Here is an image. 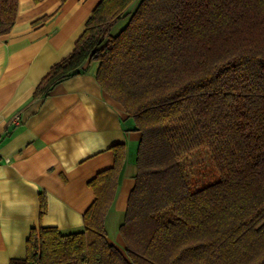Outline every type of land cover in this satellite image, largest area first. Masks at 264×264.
I'll return each instance as SVG.
<instances>
[{
    "label": "trees",
    "instance_id": "16d2710c",
    "mask_svg": "<svg viewBox=\"0 0 264 264\" xmlns=\"http://www.w3.org/2000/svg\"><path fill=\"white\" fill-rule=\"evenodd\" d=\"M17 8L0 0V36ZM92 63L101 90L141 135L118 228L124 252L104 227L119 145L114 165L88 182L94 200L83 230L33 228L25 258L10 264H264V0H100L31 100Z\"/></svg>",
    "mask_w": 264,
    "mask_h": 264
},
{
    "label": "crops",
    "instance_id": "0c3cea01",
    "mask_svg": "<svg viewBox=\"0 0 264 264\" xmlns=\"http://www.w3.org/2000/svg\"><path fill=\"white\" fill-rule=\"evenodd\" d=\"M99 1L18 0L15 23L0 36V139L11 134L0 144V264L25 258L33 228L82 231L94 200L88 182L114 165L119 145L125 155L104 227L107 241L124 252L119 231L107 227L123 221L141 135L95 81L98 63L31 100L50 68L72 52Z\"/></svg>",
    "mask_w": 264,
    "mask_h": 264
},
{
    "label": "rangeland",
    "instance_id": "374dc122",
    "mask_svg": "<svg viewBox=\"0 0 264 264\" xmlns=\"http://www.w3.org/2000/svg\"><path fill=\"white\" fill-rule=\"evenodd\" d=\"M136 7V2H134L130 7H129V10H133L134 8ZM124 22H120L118 23L116 26H114L113 30H112V34L113 35H116L121 29L122 27L124 26ZM204 159V158H203ZM108 230L109 232L112 231L113 233H115V231L117 230L118 231V226L117 225H111L110 226L108 225ZM112 229V230H111Z\"/></svg>",
    "mask_w": 264,
    "mask_h": 264
}]
</instances>
